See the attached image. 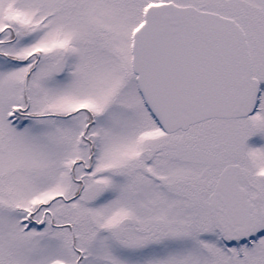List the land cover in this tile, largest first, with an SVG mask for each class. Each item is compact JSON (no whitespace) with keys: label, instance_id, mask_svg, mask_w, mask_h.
Masks as SVG:
<instances>
[{"label":"snow or ice","instance_id":"obj_1","mask_svg":"<svg viewBox=\"0 0 264 264\" xmlns=\"http://www.w3.org/2000/svg\"><path fill=\"white\" fill-rule=\"evenodd\" d=\"M0 264H264V0H0Z\"/></svg>","mask_w":264,"mask_h":264}]
</instances>
